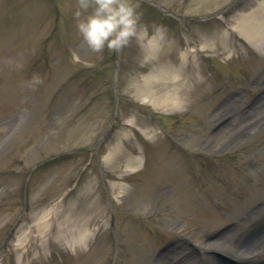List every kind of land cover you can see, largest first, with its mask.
Instances as JSON below:
<instances>
[{
	"label": "rangeland",
	"instance_id": "1",
	"mask_svg": "<svg viewBox=\"0 0 264 264\" xmlns=\"http://www.w3.org/2000/svg\"><path fill=\"white\" fill-rule=\"evenodd\" d=\"M151 1L182 18L132 0L115 84L116 52L84 43L78 0H0V264H264V56L224 35L251 6L264 25V0ZM155 70L178 73L175 110L145 102L170 91L158 84L135 96Z\"/></svg>",
	"mask_w": 264,
	"mask_h": 264
},
{
	"label": "clouds",
	"instance_id": "2",
	"mask_svg": "<svg viewBox=\"0 0 264 264\" xmlns=\"http://www.w3.org/2000/svg\"><path fill=\"white\" fill-rule=\"evenodd\" d=\"M85 13L88 14L84 16ZM73 17L84 43L96 53H103L105 48L119 52L138 37L140 16L132 0H78ZM71 56L74 63L80 62L77 52L73 51ZM43 83L42 75H33L32 85Z\"/></svg>",
	"mask_w": 264,
	"mask_h": 264
},
{
	"label": "bare ground",
	"instance_id": "3",
	"mask_svg": "<svg viewBox=\"0 0 264 264\" xmlns=\"http://www.w3.org/2000/svg\"><path fill=\"white\" fill-rule=\"evenodd\" d=\"M254 35H255V32H254ZM258 35H260V33H258ZM258 39H261V38L258 36ZM153 48L156 49V46L154 43H153ZM178 79H179L178 76L174 73L173 74L168 73L167 71L160 72L157 76L146 79L143 85L138 86V89H137L138 91H137L136 96H140L144 90H146L145 94H154V91L152 90L153 85L158 84L161 87L170 90V92L165 93L164 96L161 97V99L149 100L150 96L146 97V99L148 101L153 102L155 109L158 111L165 112L169 110H174L178 105H181L180 103L181 99L179 98L181 88H180V83L178 82ZM161 91H164V89H162ZM109 157L110 155H108V158ZM138 165H139V162H138ZM138 165L136 164V166H133V167L137 168Z\"/></svg>",
	"mask_w": 264,
	"mask_h": 264
}]
</instances>
